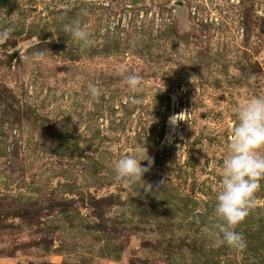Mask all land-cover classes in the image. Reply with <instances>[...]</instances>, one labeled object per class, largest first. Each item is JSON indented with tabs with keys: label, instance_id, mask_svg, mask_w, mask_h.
I'll return each instance as SVG.
<instances>
[{
	"label": "rangeland",
	"instance_id": "1",
	"mask_svg": "<svg viewBox=\"0 0 264 264\" xmlns=\"http://www.w3.org/2000/svg\"><path fill=\"white\" fill-rule=\"evenodd\" d=\"M77 19L90 46L62 30ZM9 26L0 264H264V180L236 229L246 248L204 231L236 110L264 95V0H0ZM121 66L140 75L138 92ZM146 151L152 191L125 187L114 162Z\"/></svg>",
	"mask_w": 264,
	"mask_h": 264
},
{
	"label": "clouds",
	"instance_id": "2",
	"mask_svg": "<svg viewBox=\"0 0 264 264\" xmlns=\"http://www.w3.org/2000/svg\"><path fill=\"white\" fill-rule=\"evenodd\" d=\"M8 19L10 25L15 24L14 14ZM86 27L77 19L65 23L62 30L70 34L74 41L87 47L91 45L92 40L91 33ZM14 30V26L0 30V45L11 39ZM34 55L39 57L43 53ZM126 73L127 69L121 66L119 74L123 77V84L138 92L141 84L140 75ZM88 89L92 98L99 97L100 92L95 85L89 83ZM133 102L140 103L141 100L137 98ZM236 112L238 123L234 125L229 136V152L219 169L222 180L214 209L217 219L214 224L206 226L204 231L221 244L243 250L247 246L246 239L236 229L257 207L256 194L261 188L260 182L264 180V95L249 98ZM145 160L148 162L146 167L141 164V161ZM153 163L147 151L146 155L139 157L125 155L114 162L116 179L125 187L142 183L145 192H151L153 186L145 182L143 176L150 171ZM164 183L165 181H161V185Z\"/></svg>",
	"mask_w": 264,
	"mask_h": 264
},
{
	"label": "built area",
	"instance_id": "3",
	"mask_svg": "<svg viewBox=\"0 0 264 264\" xmlns=\"http://www.w3.org/2000/svg\"><path fill=\"white\" fill-rule=\"evenodd\" d=\"M178 99V98H177ZM177 99H175L174 100V106L176 105V102H178L179 101V99L177 100ZM175 109V108H174ZM177 118V119H176ZM181 118V115L179 114V113H177L175 116H173L171 119H170V121H169V123H168V127H170V128H172L173 130L174 129H176L177 128V126H178V120Z\"/></svg>",
	"mask_w": 264,
	"mask_h": 264
},
{
	"label": "water",
	"instance_id": "4",
	"mask_svg": "<svg viewBox=\"0 0 264 264\" xmlns=\"http://www.w3.org/2000/svg\"><path fill=\"white\" fill-rule=\"evenodd\" d=\"M176 5V8H177V12H178V15L180 16V17H183L184 16V2H182V1H179V2H176L175 3Z\"/></svg>",
	"mask_w": 264,
	"mask_h": 264
}]
</instances>
